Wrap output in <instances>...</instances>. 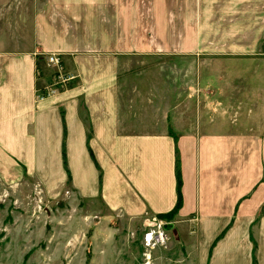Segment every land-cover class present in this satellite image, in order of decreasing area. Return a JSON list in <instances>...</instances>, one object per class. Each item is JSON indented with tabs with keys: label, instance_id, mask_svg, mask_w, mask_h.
<instances>
[{
	"label": "crops",
	"instance_id": "1",
	"mask_svg": "<svg viewBox=\"0 0 264 264\" xmlns=\"http://www.w3.org/2000/svg\"><path fill=\"white\" fill-rule=\"evenodd\" d=\"M263 37L264 0H0V188L67 203L71 248L91 215L131 229L172 209L177 149L164 221L182 264H264V90L238 93L257 107L235 118L230 71L211 57L204 75L202 57L256 54ZM57 71L74 78L49 94ZM10 214L1 247L23 230Z\"/></svg>",
	"mask_w": 264,
	"mask_h": 264
},
{
	"label": "rangeland",
	"instance_id": "2",
	"mask_svg": "<svg viewBox=\"0 0 264 264\" xmlns=\"http://www.w3.org/2000/svg\"><path fill=\"white\" fill-rule=\"evenodd\" d=\"M202 57L204 75L211 68L208 62L211 57H218L219 60H222L223 65L220 64L218 67L220 73L230 71L229 78L227 79L225 74L221 80L228 89L236 91L237 96L230 100V102L233 101L232 106L235 107V118L243 109L257 107L254 98L250 99L238 93L256 91L253 93V96H256L260 90H264V37L261 49L256 54L246 56L203 55ZM252 59H256V62L251 63ZM230 69L234 71L231 72ZM203 101L209 109L212 100L208 94L204 95ZM220 105L223 103L220 102ZM65 193L68 194L69 191H65ZM0 203L7 205V210H0V221L7 213H11L10 223L15 220V224L20 223L24 230H21V234L16 230L19 228L17 225L11 226L9 246L7 244L0 246V264H182L183 262V259H180L182 254L178 244L170 237V229L166 230L167 240L163 245L146 246L143 234L149 227L151 228L153 221L148 224L136 223V226L133 225L130 229L131 223L124 224V219L120 218V223L111 220L107 226L97 224L98 229L93 222L100 220V216L91 215L90 217L89 215L90 224L84 226L86 230L81 231L80 239L75 243L76 245L69 248V244L65 245L69 238L66 234L68 228L62 223L68 214L66 208L68 204H60L58 207L60 209H57L56 205L52 206V202L44 199L42 188L37 183L32 186L29 195H20V197L0 188ZM46 205L53 208L55 216L52 215V210L44 208ZM92 208L90 209L92 212L98 210L95 205ZM56 223L63 225L58 226ZM57 230L60 231L58 234L62 245L58 244L61 250L58 257L53 258L50 256L51 244L54 243L51 241V236ZM91 235H95V238L92 239ZM86 237L89 238V242H85ZM55 245H57L56 242ZM104 246L108 253L106 258L102 259L98 257V254L102 253ZM21 250L24 253L22 256Z\"/></svg>",
	"mask_w": 264,
	"mask_h": 264
},
{
	"label": "built area",
	"instance_id": "3",
	"mask_svg": "<svg viewBox=\"0 0 264 264\" xmlns=\"http://www.w3.org/2000/svg\"><path fill=\"white\" fill-rule=\"evenodd\" d=\"M48 63L59 64L60 59L59 56L55 53H49L45 57ZM74 78L73 74L63 73L61 71H57L54 75V79L47 90V93H54L55 90L68 83ZM166 222L161 219H154L151 228L149 227L143 234V239L146 246H154V245H163L167 240L166 229H164V224ZM148 258V256H147Z\"/></svg>",
	"mask_w": 264,
	"mask_h": 264
},
{
	"label": "trees",
	"instance_id": "4",
	"mask_svg": "<svg viewBox=\"0 0 264 264\" xmlns=\"http://www.w3.org/2000/svg\"><path fill=\"white\" fill-rule=\"evenodd\" d=\"M174 171H175V178H176V201H175V204L172 207V209H170L166 213H160L157 215L158 218L163 219V220H167L168 222L171 219L172 215L180 207V204H181V193H180L181 177H180L179 155H178L177 149H175Z\"/></svg>",
	"mask_w": 264,
	"mask_h": 264
},
{
	"label": "water",
	"instance_id": "5",
	"mask_svg": "<svg viewBox=\"0 0 264 264\" xmlns=\"http://www.w3.org/2000/svg\"><path fill=\"white\" fill-rule=\"evenodd\" d=\"M171 227H172V224L171 223H165L164 224V229H166V230H168Z\"/></svg>",
	"mask_w": 264,
	"mask_h": 264
}]
</instances>
